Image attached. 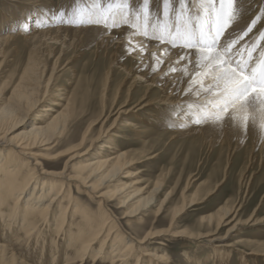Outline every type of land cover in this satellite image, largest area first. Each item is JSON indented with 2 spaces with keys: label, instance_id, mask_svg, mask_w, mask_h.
<instances>
[{
  "label": "bare ground",
  "instance_id": "6f19581e",
  "mask_svg": "<svg viewBox=\"0 0 264 264\" xmlns=\"http://www.w3.org/2000/svg\"><path fill=\"white\" fill-rule=\"evenodd\" d=\"M32 1L34 4L40 3L43 5L40 10H35L32 6L38 12L36 13L37 19L41 22L43 17L46 16L45 12L54 3L52 0ZM87 2L89 3H86V5H91V0H87ZM20 9L22 8L18 4H0V25L2 24L0 26V59L7 55L5 48L10 47L18 40L29 41L55 33L58 34L59 37L56 40L59 41L65 34V40L72 37L69 47H75L78 45L77 39L79 37L88 35L91 39L89 42L95 43L98 49L109 50L108 48L113 47L112 59L120 57L122 60L126 59L128 54H133L134 58L139 57V65H141L139 69H143L147 65L146 61L151 60V64L149 63L146 66L147 68L145 67L146 72L151 67L156 66L155 61L157 58L170 62L181 61L184 66L183 71L191 72L189 76H186L187 88L194 89L186 95L177 93V97L173 98L172 95L175 93L176 88H170L167 83L162 84L161 89L164 90L165 96L160 103L162 102L163 105L174 106L176 108L174 110L178 112L183 106V101H179L180 99L187 100L190 103L189 109L192 110L196 106L201 107L204 105L208 99L203 93L200 97H197L196 89L201 81L205 86L212 84L213 81L209 76L194 77L192 75L197 71L206 70H198L195 67V56L191 54V50L172 47L170 44H161L158 40L154 41L155 39H146L142 34L144 20L140 24L141 34L136 31L132 32L133 30L129 29L110 31L98 25L80 29L48 28V30H45L41 28L42 30H38L34 27L30 32H27L29 20L25 18L24 12L29 11L31 13V10L23 8L21 15L15 16L16 11ZM161 18L163 19V17ZM161 18L156 24L163 23ZM17 24L22 25V27L16 31H9L11 27L15 28ZM242 26L243 22L240 27ZM3 30L7 32H3ZM239 30L240 28L237 27L235 32H230V35H236ZM148 32L150 38L152 29L149 28ZM70 34L73 36H70ZM81 39L79 38V41ZM257 39L255 37L249 42H247L249 39L243 40L241 46L245 45L246 42V44H251ZM130 43L136 49L143 47L144 51L133 52V48L129 46ZM153 54H156V56H153ZM141 56L144 57L140 59ZM180 57H184V59L181 60ZM114 62L116 61L114 60ZM35 68L34 66H28L20 77L18 86L8 98L3 99V91H0V104L4 103L3 107L0 108V264H32L30 263L31 260L39 261L37 264H46L44 258L47 255L48 237L51 238L53 248L51 254H49L51 260L49 264H58L64 253H66L64 264H89L91 258H94L91 261L92 264H99L108 258V264H174L169 253L162 250L161 245L165 246L166 242L175 241L185 234L184 231L187 230L177 227L179 218L187 210L203 202L198 192L196 191L190 197L184 194L181 206L180 202L175 204L174 201L177 194L176 190H170L162 200L165 187L169 182L163 176H159L153 182L149 181L146 186H142L146 183L141 180L144 171L142 168L136 169V166L149 160L158 159L159 154L149 155L142 152L130 154L122 150L118 151L116 141H113V143L111 141L101 146L102 150H100L98 156L92 159L89 158L95 148V143L100 139L111 138L112 136L114 138L115 135L119 140L127 142H130L134 136L136 139L145 138L144 135L149 133V128L140 126L138 117L135 120H129L128 118L122 121L123 131L129 133L128 135L116 134L117 128L114 125L118 119H122L128 113L134 112V110H146L147 107L155 105L156 101L152 99L147 101L145 96L139 103L129 109V101L120 105L115 113L117 118L111 128L108 130L103 128V132L96 139L91 137L96 133L95 127L101 122L100 120L104 119L105 115H100L84 127L85 122L80 121L78 117V120H75L76 113H73V102L68 97L61 96V102L53 104L54 107L42 108L41 112L46 114L43 113L44 115H41L30 126L27 124L29 123L28 120L38 107H42L44 100L34 97L35 90L25 87L24 91L21 86H23L24 81L33 80ZM125 70L128 75L133 73L132 69L125 68ZM164 70L162 69L159 72L157 79L165 74ZM138 77L145 81L144 75L138 74ZM162 81L163 78L158 83ZM4 88L5 86L2 89ZM230 111L235 119L229 121L235 125L237 124L236 126L240 128L238 130L239 135L244 133L243 129H245L243 117L247 116L251 120V117L256 116L255 125L253 126L250 123L248 130L252 132L253 140L256 143L259 138L264 139V116L260 115L259 110L255 113L256 115H253L250 109H240L237 105L234 111ZM224 120L222 124H224ZM178 122L182 126L191 124L190 120L182 118ZM103 125L102 123L101 128ZM74 126H76L75 130L72 131ZM19 129L24 131L20 132ZM245 131L247 132L246 129ZM190 132L191 130H181L180 128L178 132L172 134V139ZM89 144L90 146H88ZM107 151L113 153L105 155L104 153ZM65 158H67V163L61 169L62 160ZM5 162L11 164L7 165ZM46 169L54 170L49 171ZM123 179L126 182H123ZM65 184H67V187ZM71 185H74L79 192H85V190L89 192L91 202L98 205L96 210L84 206L79 201L75 203L74 207L72 205L74 194L71 193ZM66 188L69 189V194L65 193ZM211 194L208 192V198L212 196ZM157 206L158 209L155 214L157 220L149 230H144V228L133 230L130 226L133 231H130V234L125 232V223H128L129 219L136 218L141 221V216ZM171 207L173 208L170 210L169 221L164 222L163 219H158ZM233 208L221 207L215 214L202 218L204 226L201 223L198 227L199 229H207L208 234L206 236L209 241L206 244L213 245L212 258L222 264H227L230 260V252L228 255L226 251L233 247L229 244L233 233L240 227L257 228L264 222V217L256 219V209L248 220L242 223L240 220H236V210L238 209L234 210ZM114 209L125 210V212L119 218ZM122 220L124 223H122ZM127 225L129 226V223ZM226 227L228 229L224 237L218 236L217 233L222 232ZM52 232L54 236H50ZM18 234L21 237L17 236L19 238L13 241L14 245L9 244L11 243L9 240ZM216 241L223 244H215ZM152 243L158 244L154 250L149 249ZM239 243L245 245L254 244L255 242L240 240ZM25 245L28 248L34 245V250L29 249L30 253L26 256L20 253ZM49 248L51 249V245H49ZM144 249H148V251L143 252ZM185 253L186 256L190 255L188 252ZM248 254L250 256L259 255L257 252ZM248 254L245 253V255ZM194 260L189 257L186 259L187 264H193L196 262ZM246 261V258H241L243 264H247Z\"/></svg>",
  "mask_w": 264,
  "mask_h": 264
},
{
  "label": "rangeland",
  "instance_id": "374dc122",
  "mask_svg": "<svg viewBox=\"0 0 264 264\" xmlns=\"http://www.w3.org/2000/svg\"><path fill=\"white\" fill-rule=\"evenodd\" d=\"M52 2L54 5L51 8L49 7V10L47 9L48 11L45 12L46 18L43 17V21L40 22L37 19L36 13L38 12L35 11L43 8V5L40 3L34 4L32 0H0V4H18L22 9L28 8L31 10V13H29V11H23L25 18L29 20L27 32H30L34 27L38 30H48V28L80 29L97 26H73L59 21L57 13L61 11V8L64 13L68 14L78 7L90 6L86 5V3H89L87 0H52ZM93 2L94 0H91L90 4ZM107 2L108 0H101L102 5ZM142 3L143 0H129V11L132 17L126 21L127 23L123 20L119 21L118 26L114 30L129 29L133 30L132 32L136 31L141 34L140 24L142 20H144L140 12ZM241 4L247 9L244 17V19L247 20L250 16L253 17L259 14L258 10L261 5L264 4V0H241ZM173 5L174 7H178V0H173ZM22 9L16 11L15 16H20ZM150 10L151 21L154 23L158 22L159 19L163 17L162 0H151ZM137 14H140V19H136ZM54 16H57V18L53 19ZM162 20V22H164V18ZM0 26H2V24ZM21 27L22 25L20 26V24H17L15 28L11 27L9 31H16ZM6 29H8V27H6ZM108 30L112 31L113 29L109 28ZM259 31H264V20H258L252 33H249V36L245 37L244 40L249 39L247 41L249 42L255 39V37L258 38L257 33ZM3 32L7 31L3 30ZM48 35L29 41L18 40L10 47L5 48L7 55L0 59V91H3V99L8 98L18 86L20 77L28 66H34L36 68L33 80L24 81V87L21 86V88L24 91L25 87H28L30 90H35L34 97L42 98L44 102L41 108L38 107V109L35 110V113L30 117L28 120L29 123L27 124L31 126L41 115L46 114L41 112L42 108L54 107L55 105L53 104L61 102V96L64 98L68 97L73 102V113H76L75 120L79 119L85 122L84 127L92 120L97 119L100 115H105L104 119L100 120L101 122L95 127L97 131L92 135L91 138L93 139L98 138L99 134L103 132V128L104 130L111 128L117 118L115 113L120 105L129 101V109L139 103L145 96L147 97V101L150 99L155 100V105L147 107L148 109L146 110H134V112L127 114V116L131 115L130 117L125 116L122 119H118L114 125L117 128L116 134L128 135L129 133L123 131L122 121L128 118L129 120H135L138 117L140 126L149 128V133L144 135L145 138L136 139L134 136L130 142L121 141L116 135L114 138L112 136V139H100L95 143V148L92 150L89 158L92 159L98 156L100 150H102L101 146L111 141V143L116 141V143H114L117 144L118 151L122 150L130 154H138L141 152L149 155L159 154L158 159L149 160L146 163L136 166V169L142 168L144 171L141 180H144L146 183L142 186H146L149 181L153 182L156 178H159V176H163V178L169 182L165 187L162 200L170 190H176L177 194L174 198L175 204L180 202L179 204L182 206L183 195L186 194L190 197L194 195L196 191L203 201L181 215L177 227L187 231H184L185 234L181 235L180 238L175 241L166 242L165 246L161 245L162 250L169 253L174 264H187V257L190 259L192 258V260L195 259L194 261L196 262L193 264H222L212 258L213 245L209 246L206 244V242L209 241L206 236L208 234L207 229H199L198 227L201 223L204 226L202 218L215 214L221 207H234V210L238 209L236 210V220H240L242 223L246 222L256 209V219L264 217V139L261 137L256 143L248 127L245 128L247 132L243 129L244 133L239 135L238 130L240 128L236 126L237 124L231 123L229 119L226 118L224 124H222V120L220 122L204 121L200 125H196L194 123V114L199 113L202 107L196 106L193 110L191 108L189 109L190 103L185 99L179 100L183 101V106L178 112L174 110L176 109L174 106L163 105L162 102L160 103L161 99L165 96L164 90L161 89L162 84L167 83L168 86L170 85V88H176L175 93L172 95L173 98L177 97V93L186 95L194 89L187 88L188 85L185 80L186 76H189L191 72L183 71L184 66L181 61L170 62L165 60L162 64H156V66L151 67L149 70L150 72H146L145 67L149 63L151 64V60L146 61L147 65L143 69H139V66H141L139 65V57L137 56L134 58L133 54H128L127 60H121L120 57L118 58L119 60L113 58L116 61L114 62L112 59V51L114 48H108L109 50L98 49L95 43L89 42L91 39L88 35L79 37L82 39L80 41L79 38L77 39L78 45L75 47H69L72 37L65 40L64 34L61 40L57 41L56 39L59 37L58 34L50 33ZM70 36L73 35L70 34ZM146 39L154 40L149 37H146ZM260 43L264 44V41ZM79 54L81 55L78 56ZM143 57L144 56H141L140 59ZM125 68L132 69L133 73L128 75ZM172 68H175L176 71H170ZM162 69H165V74L157 79ZM138 74L144 75L145 81L140 79ZM161 78H163V81L158 83ZM3 86H5L4 89H2ZM3 105L4 103H1L0 108H2ZM253 115L256 114L253 113ZM181 118L190 120L191 124L189 126H182L178 122ZM102 123L104 125L101 128ZM233 125L237 128H234ZM75 127L76 126L72 128V131L75 130ZM180 128L181 130H191V132L186 135H178V137L172 139V134L178 132ZM18 131L21 132L24 130L19 129ZM88 146H90V144ZM118 151L115 152L117 153ZM111 153L113 152L107 151L104 154L111 155ZM66 160L67 158L62 160L61 169H63L67 163ZM5 163L7 165L11 164L8 162ZM46 170L52 171L54 169ZM123 182H126V180L123 179ZM65 186L67 187V184H65ZM208 192L212 193V196L209 198ZM65 193L69 194L68 188L65 189ZM71 193L74 194L72 200V205L74 207L75 203L79 201L84 206L86 205L92 208V210H96L98 205L97 203L91 202L89 192L86 190L85 192H79L74 185H71ZM172 208L173 207L169 208V210L158 217V219H163L164 222L169 221L171 215L170 210H172ZM157 209L158 206L150 209L149 212L141 216V221L136 218L129 219V226L125 221V232L130 234V231L140 228L149 230L157 220L155 217ZM114 211L116 215L118 214L119 218H121L122 213L125 212V210L119 209H114ZM122 223H124L123 220ZM130 226L133 230L130 229ZM227 229L226 227L222 232L217 233L218 236L224 237ZM22 234L23 232L21 235ZM19 235L20 234L11 238L9 240L11 243L9 244L14 245L13 241L21 237ZM50 236H54L53 232ZM240 240H250L255 243L242 245L239 243ZM51 242V238L48 237L46 246L47 255L46 258H44L46 264L51 263L49 257V254H51L53 250ZM215 244L223 243L216 241ZM229 244L233 247L229 248V250L226 249L228 250L226 251L228 255L230 252L231 256L227 264H243L241 262V258L243 257L247 259V264H264V222L257 228L240 227L233 233L232 238L229 240ZM49 245H51V249ZM156 246H158V244L152 243L149 249L152 248V250H154ZM29 249L34 250V245L29 248L25 245L23 250L20 251L21 255L26 256L29 254ZM144 250L143 252L148 251V249ZM185 252H188L190 255L186 256ZM252 252H257L259 255L250 256L248 253ZM245 253L248 255H245ZM92 259L94 258L90 259L89 264H92ZM108 259L101 261L99 264H108ZM65 260L66 253L63 254L58 264H64ZM38 262L37 260H31L30 263L37 264Z\"/></svg>",
  "mask_w": 264,
  "mask_h": 264
},
{
  "label": "snow or ice",
  "instance_id": "6c2138e0",
  "mask_svg": "<svg viewBox=\"0 0 264 264\" xmlns=\"http://www.w3.org/2000/svg\"><path fill=\"white\" fill-rule=\"evenodd\" d=\"M151 0H143L144 19L143 35L158 40L161 44L182 47L191 50L195 56V67L198 70L194 77L209 76L213 83L207 86L201 81L196 89V96L205 94L208 99L202 110L194 114V123L204 121L220 122L225 118L234 120L230 110L250 109L253 113L259 110L264 116V31L257 33L258 39L251 44L241 46V41L252 33L258 20H264V4L259 14L245 20L247 9L241 0H178L174 7L173 0H162V24L151 22ZM129 0H108L104 5L101 0L87 7L81 6L66 14L62 10L58 16L61 23L73 26L103 25L106 30L115 29L119 21L131 18ZM57 17L54 16L53 19ZM140 18L137 14L136 19ZM243 22V26L240 27ZM239 32L232 36L230 32ZM133 52H143V47ZM156 56V54H153ZM181 60L184 57H180ZM162 64V58L156 59ZM170 71L175 72L172 68ZM257 117H243V126L255 125Z\"/></svg>",
  "mask_w": 264,
  "mask_h": 264
}]
</instances>
